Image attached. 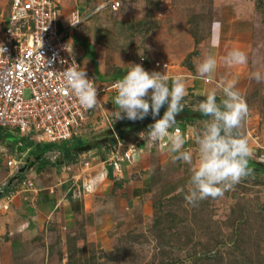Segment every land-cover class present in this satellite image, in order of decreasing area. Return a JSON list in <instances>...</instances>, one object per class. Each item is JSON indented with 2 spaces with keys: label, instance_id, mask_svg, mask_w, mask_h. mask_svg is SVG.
<instances>
[{
  "label": "rangeland",
  "instance_id": "374dc122",
  "mask_svg": "<svg viewBox=\"0 0 264 264\" xmlns=\"http://www.w3.org/2000/svg\"><path fill=\"white\" fill-rule=\"evenodd\" d=\"M57 1L61 30L69 26L68 15L76 8L89 15L71 32L74 53L102 86L108 84L99 71L90 69L96 58L94 47L86 42L95 44L109 72L116 66L126 73L132 64H142L149 72L160 71V64L167 63L178 73L188 66L198 74L197 65L213 56L217 66L208 76V85H196L199 94L205 97L208 91L216 90L221 98L226 82H235L249 109L242 131L252 156L264 162V80L254 78L257 72L264 75V0H119L117 9H112L110 2L109 9L99 12L95 9L111 0ZM214 21L221 25L216 47L211 46ZM80 41L84 51L77 48ZM233 49L244 51L248 62L227 64L225 58ZM108 93L102 100L105 107L97 109L81 136L91 137L117 121L116 93ZM200 99L192 102L185 97L184 101L196 109L204 98ZM145 129L123 136L122 149L133 150L131 162H105L99 155L112 156L109 147L95 153L97 162L104 161L99 167L92 168L80 158L66 162L73 165L67 171L73 187L63 211L64 219L71 223L60 225L56 263L264 264V174L243 177L223 196L209 197L193 206L184 198L190 166L174 159L177 154L160 141H149ZM187 129L182 151H192L195 162L202 122ZM143 132L145 139L140 135ZM8 134L15 138L10 131ZM97 168L106 177L91 180Z\"/></svg>",
  "mask_w": 264,
  "mask_h": 264
},
{
  "label": "built area",
  "instance_id": "2783aa9c",
  "mask_svg": "<svg viewBox=\"0 0 264 264\" xmlns=\"http://www.w3.org/2000/svg\"><path fill=\"white\" fill-rule=\"evenodd\" d=\"M109 4L112 9H117L120 1L102 2L95 12L109 9ZM59 7L57 0H0V45L5 48V52L0 51V128L15 131L39 143H62L79 136L85 131L96 107L100 106L99 100L95 108L85 109L74 93L64 86L60 72L71 65L73 57L84 68L74 53L75 46L73 54L64 46L69 42L73 46L71 32L89 15L85 16L86 10L76 8L68 15L69 26L61 30ZM61 60L67 63H61ZM166 64L160 65L165 68ZM86 72L97 85L98 99L101 93L115 88L118 82L101 87L96 78ZM204 81L210 83L211 77L204 78ZM109 128L117 142L110 146L113 155L107 162L110 165L112 162H131L133 150L122 149L123 140L113 124L110 123ZM181 133V127L175 126L172 134ZM166 143V140L162 141L163 145ZM21 164V158L7 161V166L15 172L19 171ZM35 189L34 180L29 177L23 178L13 189L6 191L4 186L0 187V200H3L0 210L7 212L19 191Z\"/></svg>",
  "mask_w": 264,
  "mask_h": 264
},
{
  "label": "clouds",
  "instance_id": "9594fccd",
  "mask_svg": "<svg viewBox=\"0 0 264 264\" xmlns=\"http://www.w3.org/2000/svg\"><path fill=\"white\" fill-rule=\"evenodd\" d=\"M220 27L219 21L213 22L212 47L219 44ZM64 49L73 54L71 42L66 44ZM0 51L5 52L2 45ZM225 60L229 65L246 64L248 56L242 50L233 49ZM61 63L67 61L61 60ZM132 65L123 79L115 85L117 95L114 104L119 109L115 112L116 120L125 117L132 121L143 120L149 113L157 117L160 116L161 108L167 105L163 116L148 126L147 139L159 142L166 137L169 141L168 150L177 154L174 159L182 160L190 166L189 187L184 196L187 203L195 206L197 202L209 197H221L243 177L251 174L248 163L252 149L246 134L242 131L249 109L244 97L236 90L234 81L226 82L219 100L217 91L210 90L194 109L206 117L202 121V131L196 138L198 159L194 162L192 151H182L185 141L181 134L169 133V129L172 133L174 127L178 126L175 125L176 117L187 104L183 102L187 95L184 78L179 75L169 77L166 71L167 64L164 66L165 71L151 72L142 64ZM216 66V59L209 55L197 65V73L207 78L214 72ZM60 73L64 78V86L74 93L82 107L93 109L97 106L99 102L97 85L74 57L71 65ZM254 78L260 82L264 80V75L257 72ZM144 133L140 134L143 139Z\"/></svg>",
  "mask_w": 264,
  "mask_h": 264
},
{
  "label": "crops",
  "instance_id": "0c3cea01",
  "mask_svg": "<svg viewBox=\"0 0 264 264\" xmlns=\"http://www.w3.org/2000/svg\"><path fill=\"white\" fill-rule=\"evenodd\" d=\"M86 44L94 47V49L92 48V52L96 58L95 63L90 62V69L100 72L104 78L103 82H107L108 84L105 87L112 85L116 81L115 77L121 78L120 73L123 74V72L120 71V68L116 70V66H113V71H107L103 60L98 56L95 44L92 42H86ZM80 45L81 42L77 48L79 47L84 51L85 48ZM115 64L120 66V62L117 60ZM191 70L193 69H188V66L180 70L181 72L179 73L169 67L166 69L169 77L179 75L184 78L187 89L186 98L187 100L195 98L193 101L196 102L198 99L204 98L199 94L198 87L208 84L204 81V77L194 74ZM160 71H165V68H160ZM109 91L116 93L114 94L116 97V90L109 89L107 92H103V95L101 93L99 96L100 107H96L95 112H98L102 106L105 107L102 100L107 99ZM183 102L187 103L186 101ZM192 125L193 123H190L187 128L192 127ZM187 128L186 131H188ZM9 131H4L0 136V187L4 186L6 191L13 189L22 178L29 177L34 180L36 189L19 191L11 201L10 209L7 212L0 210V264H58L56 263L55 255L57 251H60L58 247L60 237L58 238V235L61 236L62 231L59 228L62 222H66L63 210L67 195L73 187V184L67 178V171H71L73 165L66 163L69 158L66 155H62L63 153L61 154L60 151L52 150L43 153L42 150L46 147L44 143H37L30 137H22L14 131H10V133H13L15 138H10L8 136L10 135L8 134ZM147 131L148 129L145 132ZM169 133L172 134L171 129H169ZM82 134L79 135V138L89 137L87 135L81 136ZM180 136L182 137L183 135L181 134ZM79 138H75L74 140L77 141ZM163 140L168 142L163 146H168L169 141L167 138L165 137ZM185 140L187 142L186 138ZM162 141H160L161 144ZM107 147L102 146L82 152L78 154L76 160L80 158V160L87 161L88 166L91 165L92 168H95V166L99 167L98 165L104 163V161L107 162L110 156L107 153L106 155H99L105 160L97 162L96 159L99 156L95 155V153H100ZM111 147L109 146L110 149ZM60 154L64 157H62L63 159L59 157ZM18 158L22 159L20 166H27V169L22 173H16L15 170H10L7 166L9 159ZM123 164H126V162L121 161L120 165ZM95 170L92 173L91 180L106 177L105 172L103 173L97 168L96 173ZM103 174L104 176H102ZM2 203L3 200H0V204ZM68 221L66 222L67 225L71 223ZM63 263H66V261Z\"/></svg>",
  "mask_w": 264,
  "mask_h": 264
},
{
  "label": "trees",
  "instance_id": "16d2710c",
  "mask_svg": "<svg viewBox=\"0 0 264 264\" xmlns=\"http://www.w3.org/2000/svg\"><path fill=\"white\" fill-rule=\"evenodd\" d=\"M82 10L85 11V9L83 8ZM127 72L125 73L124 71L121 78L115 77L116 81L123 79V77L127 74ZM217 99L219 100L220 97ZM185 105L186 106L184 107L183 111H181L177 115L176 123H175V125H180L182 127L183 136H185L184 133L186 131V128L188 127V124L206 119V117L202 116L201 113L194 110L191 104L187 103ZM166 108L167 105L161 108L160 116L153 117L151 113H149V115L143 120H136V121H132L127 118H124L116 121L115 124H113V126L115 128V131L118 133L119 137L122 140H124L123 136L130 131H137L143 128L148 129V126L150 124H153L156 119H159L163 116L164 112L166 111ZM2 129L3 128H0V136L2 133L1 132ZM6 130L7 129H4V131ZM75 138H79V136L71 138L70 140H67L62 143H52V144L44 143L46 147L42 150V152L45 153L47 151L56 150L63 153V155H66V157H68L69 159L71 158V160H75L78 154H81L82 152L89 151L93 148L102 147V146H108V147L113 146L117 142V139L115 138L113 131L108 127L104 131L95 134L91 137L89 136L86 138H79V140L77 141L74 140ZM257 155H258V150H257ZM248 168L251 170V174L253 173H256L257 175L264 174V162L255 160L253 156L249 158ZM108 177L112 178V171L109 169H108ZM70 195L71 192L68 194V196Z\"/></svg>",
  "mask_w": 264,
  "mask_h": 264
},
{
  "label": "water",
  "instance_id": "95a60500",
  "mask_svg": "<svg viewBox=\"0 0 264 264\" xmlns=\"http://www.w3.org/2000/svg\"><path fill=\"white\" fill-rule=\"evenodd\" d=\"M27 169V166H22L21 168H20V170H19V172H24L25 170Z\"/></svg>",
  "mask_w": 264,
  "mask_h": 264
}]
</instances>
